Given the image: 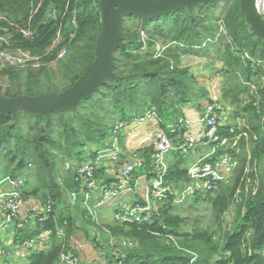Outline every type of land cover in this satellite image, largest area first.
<instances>
[{
    "label": "trees",
    "instance_id": "1",
    "mask_svg": "<svg viewBox=\"0 0 264 264\" xmlns=\"http://www.w3.org/2000/svg\"><path fill=\"white\" fill-rule=\"evenodd\" d=\"M50 11H54L52 15L48 14ZM72 17L75 24L71 23ZM100 19L99 0H0V32L9 36L11 48L29 51L41 60L43 56L48 62L56 59L63 46L76 49V43L83 42V67L61 88L43 89L38 73L32 69L0 63V80H3L0 94L36 96L71 86L94 58ZM221 26L225 32L220 30ZM27 29L31 36L23 35L22 31ZM142 32L151 38L147 43L141 38ZM57 33L59 38L55 42ZM160 38L170 44L154 57L155 40ZM122 42L113 53L114 77L105 80L74 109L52 112L48 119L22 109L15 116L11 112L0 114V171L24 178L23 195L27 200L37 198L40 208L47 203L51 205L46 219H28L22 228L13 229V239L20 247L24 239L38 238L43 244L39 249L28 248L29 254L22 264H64L60 255L65 252L78 259V251L66 241V235L76 229V223L68 206L63 205L62 191L64 187L78 189L79 185L74 181V166L62 178L59 176V160L81 162L91 158L114 135L116 120L128 123L133 118L154 114L160 129L178 143L184 128L174 124L183 116L182 107L191 105L202 114V100H209L208 92L197 86L189 68L174 64L173 59L177 60L180 52L201 57L209 54L224 63L220 69L223 79H232V84L222 88L223 105L229 92H245L264 72V41L245 22L239 0H208L191 10L179 8L151 17L128 14L123 21ZM240 76L243 77L239 83L241 90H236L233 83ZM240 95L235 98L239 103L243 97ZM257 104L264 107L262 100L241 107L243 117L251 114L249 121L253 122L247 130L251 135L253 170L245 174L244 154L236 152L238 145L244 147L240 142L228 149L234 163L227 180L215 188L196 193L191 200L188 198L192 195L187 196L180 202L175 201L171 190L167 198L155 202L149 221L120 222L110 217L90 237L98 247L101 244L95 240L101 235L112 249L103 251L100 264H264V121H260L256 112ZM229 127L221 129L225 132ZM235 129L240 133V129ZM147 147L138 153L141 165L132 170V183L140 175L147 179L156 175L153 144ZM172 153L174 161L169 162L167 181L179 187L186 179L188 167L184 156L177 151ZM126 161L121 153L111 166L115 174L121 168L117 167ZM103 172L104 167L96 169V178ZM114 181V176L104 178L99 186ZM198 200L209 205L207 219L181 214V210H186L184 206L192 209ZM232 202L233 220L230 225L224 224V213ZM77 207L81 218L92 223V216ZM57 229L62 230L63 239V235L56 233ZM85 233L88 235V230ZM45 236L48 239H43ZM110 237L113 244L109 243ZM122 240L131 242V246H123ZM78 264L85 263L78 260Z\"/></svg>",
    "mask_w": 264,
    "mask_h": 264
},
{
    "label": "built area",
    "instance_id": "2",
    "mask_svg": "<svg viewBox=\"0 0 264 264\" xmlns=\"http://www.w3.org/2000/svg\"><path fill=\"white\" fill-rule=\"evenodd\" d=\"M254 7L257 13L264 18V0H254ZM54 11L48 14L52 15ZM71 23L75 24V19L72 17ZM24 36H31L32 32L23 30ZM59 33L55 42L58 41ZM0 63L11 67H25L36 65L39 56L31 54L29 51L20 48H11L9 36L0 32ZM10 47V48H9ZM66 47L63 46L57 53L56 59L63 57L66 54ZM160 52L157 53L159 55ZM220 81L221 72L213 70L209 78L208 97L204 105V110L198 121L203 124V133L194 134L193 132H184L182 140L177 145L172 139L160 128L155 130L153 149L154 162L153 171L156 175L147 179L146 184L139 198L134 199L130 204L123 205L120 209L113 212V219L120 222H145L149 221L154 204L158 200L167 198L171 190L174 191L176 202L182 201L185 197L194 195L196 193H205L215 188L219 183L226 181L233 166V160L228 152V149L235 146L236 129L232 126L225 132H222L220 127L221 120V97H220ZM260 85L264 87V72L259 76ZM259 95V100L264 103V89ZM258 102V101H257ZM264 109L261 105H256V112L261 113ZM147 117H155L154 114L149 113ZM145 119V118H143ZM191 122H185L182 118L175 122L174 126L178 128H188ZM127 123L116 120L114 122V136L120 127ZM116 138L114 139V142ZM207 144L206 152L193 162L187 169L186 179L179 185L175 186L173 182L167 181L169 173V162L167 156L172 151L179 152L182 156H187L198 145ZM115 146V145H113ZM221 150V152H218ZM120 154L117 149L112 146H104L96 150L92 157L81 161L74 166V181L78 183V189H72L70 192L71 203H75L79 199L85 211L92 216L95 210L101 208L107 202H113L125 193H134L137 187V180L131 182V172L136 166H140V161L124 162L119 169L118 174L115 175V181L109 185L98 186L97 178L95 176L96 169L105 161L115 163L118 161ZM72 168L69 162L65 163V169ZM137 179V178H136ZM25 186L24 178L20 176L13 177L6 174L0 177V237L2 233L14 228H22L28 219L33 220L35 217L38 220H44L51 212V205L47 203L43 208L30 207L22 214H20V207L24 203L22 198L23 188ZM98 196H94V193ZM96 195V194H95ZM238 201V198L235 199ZM93 217V216H92ZM58 235H63L61 229H57ZM43 239H48L44 237ZM1 240V238H0ZM109 243H114L112 237L109 238ZM123 246H131V242L122 240ZM24 248H42L41 239L35 238L32 240L24 239L21 243ZM60 260L64 264H78L77 258L68 253H62Z\"/></svg>",
    "mask_w": 264,
    "mask_h": 264
},
{
    "label": "rangeland",
    "instance_id": "3",
    "mask_svg": "<svg viewBox=\"0 0 264 264\" xmlns=\"http://www.w3.org/2000/svg\"><path fill=\"white\" fill-rule=\"evenodd\" d=\"M264 21V18H262ZM220 30L222 32H225V28L223 26L220 27ZM141 38L144 43H147L151 38H148L144 32L141 33ZM156 44L153 49L156 52L154 57H158L157 53L162 52L163 49H165L167 46H169V42L167 40L163 39H156ZM83 42L78 41L76 43V49L75 46L71 47V49H67L66 54L58 59H53L48 62L42 60L41 57L36 61V65L34 67L27 66V67H18V68H29L32 69L33 72L38 73L39 75V81L43 89H46L48 87L51 88H61L64 84L68 82V80L74 76L77 72H79L83 67V61H82V48H83ZM209 54L204 55L201 57L200 55L193 54L190 52H180V54L177 57V60L173 59L174 64H176L178 67H187L189 68V71L191 72L192 76L194 77L196 84L199 88H202L203 90H207L209 87V78L212 75L213 70H219L221 72V68H223L225 65L222 63V61L216 60L215 58L209 57ZM243 81V77H239V80L237 83H233V86L237 88L236 90L240 89L239 83ZM226 82V84H225ZM232 82V79H223V74L221 72V81H220V97H222V88L229 83ZM245 83V82H244ZM3 80H0V86H3ZM232 84V83H231ZM251 87L250 89L247 88L245 92H239V91H231L227 94L226 102L221 103V128H225L227 126H232L240 129V133L236 134L235 145H238L237 143H244V147L242 148V144L237 146L236 152H240L244 154L246 167H245V174L253 170V159H252V149L251 144L249 143V139L251 137L250 133L247 131L251 125L253 124L252 121H249L251 114H247L246 117H243V113L241 112L242 104L247 103H254L256 104L257 101H259V95L255 94V92H261V90L264 89L263 86L260 85L259 80L256 79L254 81V85L252 83L249 84ZM241 90V89H240ZM255 96H251L253 94ZM243 94L242 98L240 97V103L239 99L235 100L236 95ZM262 95V94H261ZM260 95V96H261ZM241 96V95H240ZM206 101L202 100V103L205 105ZM188 107H192L191 105H187ZM259 114V113H258ZM260 115V121H264V109L261 111ZM181 117V116H180ZM152 117H150L151 119ZM154 120H156L155 117H153ZM180 119V118H179ZM134 120V118L132 119ZM144 119H142L139 122H143ZM127 123V122H125ZM140 128V127H139ZM246 128V129H245ZM134 129V128H133ZM137 130V128H135ZM126 130V125H123L120 127V130H117L116 136H112V138L103 146H112L114 149H117L118 154L122 156H126L132 159H137L136 156H138V153L140 150L142 151L145 147L148 148L151 143L153 144L154 135L152 134V137L148 138L146 141H142L139 137L142 136L141 133L143 132V127H141L140 132L138 131L136 136H134V140L138 139L133 143L132 141H126V137L129 134V130ZM139 130V129H138ZM133 131V130H131ZM223 132V130L221 129ZM128 132V134H127ZM155 134V131L153 132ZM120 134V140L119 135ZM197 134V133H194ZM253 137L255 135L253 134ZM116 138V141L114 142V139ZM128 143V145H127ZM132 144V145H130ZM115 145V146H113ZM140 146V147H138ZM235 147V146H234ZM93 153L91 154V156ZM199 155V150H195L189 155L184 157V164L188 167L193 163L194 156ZM168 157V156H167ZM89 159V158H88ZM123 159V158H122ZM87 160V159H86ZM233 160V159H232ZM137 161V160H136ZM69 162L70 165L76 166L80 162L77 161H71V159H63L58 161V167L60 168L59 176L61 177L63 174L66 173L65 169V163ZM114 163H110L109 161H105V163H101L100 167H104V172L101 174V176L97 177V184L99 186L100 180L104 178H112V176L115 177V173L111 166ZM120 164V161L117 163ZM120 166L117 167L119 169ZM260 168V167H259ZM7 173L0 171V177L5 176ZM62 178V177H61ZM59 182L61 183L62 180L58 178ZM135 180V179H133ZM134 182V181H133ZM146 183L145 177H139L138 178V188L141 190ZM72 189L76 188H65L62 191L63 195V205L68 206V212L73 215L74 222L76 223V229L71 231L68 235H66V241L70 246H72L76 252L78 251V259L79 262H83L85 264L90 263H99L101 262V254L103 251L108 252V250H112L107 246V242L105 240H102V236L99 235V237L96 238V242L101 244L98 247H95L94 244L90 241L91 235L93 236L94 230L99 229L98 227L102 226L104 221H107L110 217L112 218L113 212L116 210V205L113 202H107L105 203L101 208H98L95 210V216L97 218V221L94 219V213L92 214L93 218V224L89 221H85L83 218H81V211L76 206H79L81 209H84L85 206L82 205L81 200L79 199L75 203H71V196L70 192ZM96 192L94 193V196ZM193 199V195L188 198V200ZM38 199L35 197H31L29 200H27L28 204L23 203L20 207V214H22L24 211H26L30 207L38 208ZM79 203V204H77ZM106 207V209H103V207ZM118 208V207H117ZM186 210H181L182 215L189 216L190 218L194 217H201L205 216V219H207V216L210 213L209 205L207 206L206 203L202 202V200H198L194 203L193 208L190 209L188 205L184 206ZM234 209L235 204L234 202L231 203L227 211L224 213L225 215V222L224 224L228 223L231 224L233 220L234 215ZM2 216L0 215V219ZM88 230V235H86V231ZM4 234V233H3ZM88 236V237H87ZM0 264H22L24 257L29 254L28 248L20 247L19 244L15 242L13 239L12 233L10 236L0 237ZM64 238V235L62 236V239ZM23 240V239H22Z\"/></svg>",
    "mask_w": 264,
    "mask_h": 264
},
{
    "label": "water",
    "instance_id": "4",
    "mask_svg": "<svg viewBox=\"0 0 264 264\" xmlns=\"http://www.w3.org/2000/svg\"><path fill=\"white\" fill-rule=\"evenodd\" d=\"M208 0H99L101 28L95 39L94 58L74 83L57 92L36 96L20 94L8 97L0 94V114L19 109L29 114H43L46 119L52 112L69 108L90 96L105 80L114 77L112 65L114 51L122 45L123 21L126 15L151 17L179 8L191 10L194 5ZM245 22L264 41V21L254 7V0H239ZM131 164L132 161L128 160ZM24 201L26 197L22 195Z\"/></svg>",
    "mask_w": 264,
    "mask_h": 264
},
{
    "label": "crops",
    "instance_id": "5",
    "mask_svg": "<svg viewBox=\"0 0 264 264\" xmlns=\"http://www.w3.org/2000/svg\"><path fill=\"white\" fill-rule=\"evenodd\" d=\"M182 113H183V116L182 117H180V118H182L185 122H191L190 124V126L188 127V128H186V129H184V132L186 131V133L187 132H193V133H197V134H202L203 133V128H204V126H203V124H201L199 121H198V119H199V117L201 116V114L194 108V107H188V106H184V107H182ZM142 119H134V120H131L130 122H128L127 123V126H126V130L125 131H127V130H129L130 132H129V134H128V132H127V134H128V136L126 137V141H132L133 143H135V141H137L139 138L140 139H142V141H146L148 138H150V137H152V134L154 135V131L155 130H157L158 128H160L159 127V125H158V121L157 120H154V118L152 117L151 119H150V117H146L145 119H144V121L141 123V122H139V121H141ZM140 127V128H139ZM141 127H143V132H141V133H144V134H142V136H140L138 139H136V140H134V136H136L137 134V132L139 131L140 132V130H141ZM134 128V129H133ZM135 128H137V130L135 129ZM139 129V130H138ZM131 130H133V131H131ZM175 145H177L178 143L176 142V143H174ZM127 145H128V143H127ZM130 145H132V144H130ZM138 147H140V146H138ZM207 144H200V145H198L193 151H197V150H199V155H197V156H194V159H193V162H195L200 156H202L205 152H206V150H207ZM193 151H191L190 153H192ZM189 153V154H190ZM188 154V155H189ZM126 157V156H125ZM137 157V156H136ZM185 157V156H184ZM126 160L128 161V160H131V161H136L137 159H132V158H129V157H126ZM167 160H168V162H170V161H174V158H173V153L172 152H170L169 154H168V157H167ZM123 164H121V166H122ZM120 166V167H121ZM190 166V165H189ZM188 166V167H189ZM139 177H145V175H140ZM139 177H137V179H135V180H137L136 182V184H137V187H136V190H135V192L134 193H130V192H128V193H125V194H123L121 197H119L117 200H115V201H113V203L118 207H116V209H120L123 205H128V204H130L134 199H136V198H139V196H140V194H141V192H142V190H143V188L140 190L139 188H138V178ZM112 178H113V176H112ZM145 179H146V182H147V178L145 177ZM135 180H134V182H135ZM146 184V183H145ZM144 184V185H145ZM144 187V186H143ZM96 196H98V194L96 193ZM25 202H27V200L26 201H24V203ZM103 209H106V207L104 206L103 207ZM13 231L12 230H7V231H4L3 233H2V236L4 237V235H5V237H7V236H10V234L12 233Z\"/></svg>",
    "mask_w": 264,
    "mask_h": 264
}]
</instances>
